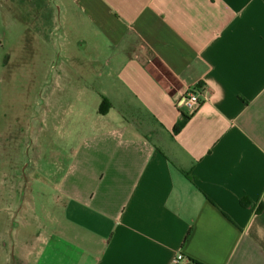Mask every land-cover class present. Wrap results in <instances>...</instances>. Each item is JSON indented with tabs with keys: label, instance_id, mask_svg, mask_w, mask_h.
<instances>
[{
	"label": "crops",
	"instance_id": "crops-1",
	"mask_svg": "<svg viewBox=\"0 0 264 264\" xmlns=\"http://www.w3.org/2000/svg\"><path fill=\"white\" fill-rule=\"evenodd\" d=\"M44 2L0 0V264H264V0Z\"/></svg>",
	"mask_w": 264,
	"mask_h": 264
},
{
	"label": "built area",
	"instance_id": "built-area-1",
	"mask_svg": "<svg viewBox=\"0 0 264 264\" xmlns=\"http://www.w3.org/2000/svg\"><path fill=\"white\" fill-rule=\"evenodd\" d=\"M175 99V106L182 114L192 115L201 106L205 99V90L198 87L187 88L182 86L178 88ZM184 260L183 255L178 254L172 261V264H180Z\"/></svg>",
	"mask_w": 264,
	"mask_h": 264
},
{
	"label": "rangeland",
	"instance_id": "rangeland-1",
	"mask_svg": "<svg viewBox=\"0 0 264 264\" xmlns=\"http://www.w3.org/2000/svg\"><path fill=\"white\" fill-rule=\"evenodd\" d=\"M35 1V4L36 5H40V0H34ZM25 4H27V6H28V0H26V3ZM44 6V5H43ZM27 10V9H26ZM32 11L31 12H29V13H27L26 12V16L29 18V17H31L32 16ZM42 14H43V21H44V18H46L45 17V15L44 14H46V16H48V8L47 7H43L42 8ZM33 18H34V16H33ZM32 40V41H34L33 39H35V44L37 45L39 42L40 43H43V41H40L39 40V42H38V38H34L33 36L31 37V36H29V30L28 29H26V38H25V40L26 41H28V40ZM41 47H43V48H41L42 49V53H43V55L44 54H46V55H49V52H47L46 53V49L44 48V46L42 45ZM42 66H43V70H44V67L46 66V61H44V59H43V64H42ZM150 70L152 71V73L155 75V77L165 86V87H167V88H170V90L171 91H174V90H176V89H178L179 88V85L177 84V82H176V80L173 78V76L160 64V63H158V62H156V61H151V63H150ZM26 82H28V78L26 79ZM25 161H26V163H28L29 162V157H28V151H27V154L25 155ZM1 263V262H0Z\"/></svg>",
	"mask_w": 264,
	"mask_h": 264
},
{
	"label": "trees",
	"instance_id": "trees-1",
	"mask_svg": "<svg viewBox=\"0 0 264 264\" xmlns=\"http://www.w3.org/2000/svg\"><path fill=\"white\" fill-rule=\"evenodd\" d=\"M43 5L46 7V4H45L44 0H40V5H39V7L43 8V7H44ZM37 6H38V5H37ZM44 15H45V17H47L46 14H44ZM48 15H49V10H48ZM44 19H45V18H44ZM109 109H110V104L108 103L107 100H104L103 103H102V105H101V107H100V113H101V114H104V113H106ZM183 116H184L185 119H188V118L190 117V115H187V114H184V113H183ZM181 124H183V123H181ZM180 126H181V125H180ZM177 129H178V127H177Z\"/></svg>",
	"mask_w": 264,
	"mask_h": 264
}]
</instances>
